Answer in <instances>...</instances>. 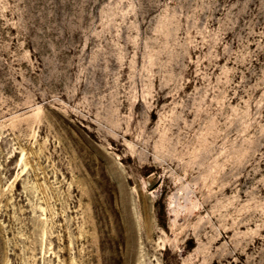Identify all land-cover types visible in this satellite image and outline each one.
<instances>
[{"label":"rangeland","instance_id":"374dc122","mask_svg":"<svg viewBox=\"0 0 264 264\" xmlns=\"http://www.w3.org/2000/svg\"><path fill=\"white\" fill-rule=\"evenodd\" d=\"M0 264H264V0H0Z\"/></svg>","mask_w":264,"mask_h":264},{"label":"trees","instance_id":"16d2710c","mask_svg":"<svg viewBox=\"0 0 264 264\" xmlns=\"http://www.w3.org/2000/svg\"><path fill=\"white\" fill-rule=\"evenodd\" d=\"M162 211H163V210L161 209V212H159V214H160V213L163 214Z\"/></svg>","mask_w":264,"mask_h":264}]
</instances>
